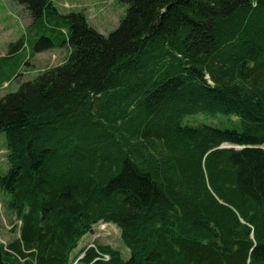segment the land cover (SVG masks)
Wrapping results in <instances>:
<instances>
[{"label": "trees", "instance_id": "16d2710c", "mask_svg": "<svg viewBox=\"0 0 264 264\" xmlns=\"http://www.w3.org/2000/svg\"><path fill=\"white\" fill-rule=\"evenodd\" d=\"M14 1L30 25L0 86L34 53H69L0 97V191L20 221L0 264H264V0H117L106 35ZM99 222L128 256L78 248Z\"/></svg>", "mask_w": 264, "mask_h": 264}, {"label": "rangeland", "instance_id": "374dc122", "mask_svg": "<svg viewBox=\"0 0 264 264\" xmlns=\"http://www.w3.org/2000/svg\"><path fill=\"white\" fill-rule=\"evenodd\" d=\"M52 3L60 11H82L87 22L104 35L118 26L126 11V6L117 0H52ZM29 25L30 18L21 4L14 0H0V55L5 53L10 42L17 40L23 32H26ZM68 53V46L56 47L29 59L26 65L21 64L17 71L18 80L5 83L0 89V97L6 92L15 90L18 81L32 79L49 67L63 63ZM196 120L209 123L216 122L217 119L207 114H200L196 116ZM6 169V143L3 134L0 133V172ZM7 198L8 196L0 191V242L4 244L18 235L20 224L7 207ZM91 242L110 245L122 251L124 257L128 256L127 248L123 246L119 230L114 224L99 222L79 243L78 248Z\"/></svg>", "mask_w": 264, "mask_h": 264}, {"label": "crops", "instance_id": "0c3cea01", "mask_svg": "<svg viewBox=\"0 0 264 264\" xmlns=\"http://www.w3.org/2000/svg\"><path fill=\"white\" fill-rule=\"evenodd\" d=\"M59 12H61V13H66V11H60V10H58ZM69 12V11H68ZM24 33V32H23ZM23 33H22V35H23ZM67 47V46H66ZM52 49H56V48H52ZM52 49H50V50H52ZM50 50H47V51H41V52H38V53H34L31 57H28L29 59H33L34 57H36L38 54H41L42 52H49ZM2 55H4V54H2ZM1 56V55H0ZM5 83H9V82H4V83H2V85L0 86V89L1 88H3V85L5 84ZM86 237V236H85Z\"/></svg>", "mask_w": 264, "mask_h": 264}, {"label": "water", "instance_id": "95a60500", "mask_svg": "<svg viewBox=\"0 0 264 264\" xmlns=\"http://www.w3.org/2000/svg\"><path fill=\"white\" fill-rule=\"evenodd\" d=\"M229 148H235L234 146H228Z\"/></svg>", "mask_w": 264, "mask_h": 264}, {"label": "built area", "instance_id": "2783aa9c", "mask_svg": "<svg viewBox=\"0 0 264 264\" xmlns=\"http://www.w3.org/2000/svg\"><path fill=\"white\" fill-rule=\"evenodd\" d=\"M102 255H105V256H106V258H108V256H107L106 254H102Z\"/></svg>", "mask_w": 264, "mask_h": 264}, {"label": "bare ground", "instance_id": "6f19581e", "mask_svg": "<svg viewBox=\"0 0 264 264\" xmlns=\"http://www.w3.org/2000/svg\"><path fill=\"white\" fill-rule=\"evenodd\" d=\"M104 257L106 258V256L104 255Z\"/></svg>", "mask_w": 264, "mask_h": 264}]
</instances>
